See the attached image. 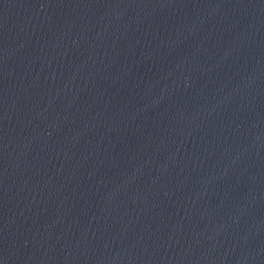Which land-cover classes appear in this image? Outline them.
I'll return each instance as SVG.
<instances>
[{"label": "water", "instance_id": "obj_1", "mask_svg": "<svg viewBox=\"0 0 264 264\" xmlns=\"http://www.w3.org/2000/svg\"><path fill=\"white\" fill-rule=\"evenodd\" d=\"M0 264H264V0H0Z\"/></svg>", "mask_w": 264, "mask_h": 264}]
</instances>
